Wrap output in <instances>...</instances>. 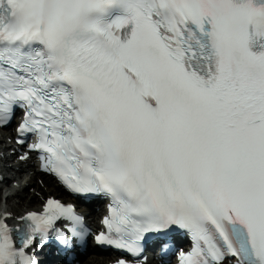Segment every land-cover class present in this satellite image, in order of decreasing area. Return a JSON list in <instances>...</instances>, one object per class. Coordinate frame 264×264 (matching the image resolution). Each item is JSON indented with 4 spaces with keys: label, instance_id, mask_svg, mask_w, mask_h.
Here are the masks:
<instances>
[{
    "label": "snow or ice",
    "instance_id": "6c2138e0",
    "mask_svg": "<svg viewBox=\"0 0 264 264\" xmlns=\"http://www.w3.org/2000/svg\"><path fill=\"white\" fill-rule=\"evenodd\" d=\"M18 110L43 170L109 201L117 264L174 233L179 264H264V0H0V127ZM8 219L0 264L91 235L56 199Z\"/></svg>",
    "mask_w": 264,
    "mask_h": 264
},
{
    "label": "bare ground",
    "instance_id": "6f19581e",
    "mask_svg": "<svg viewBox=\"0 0 264 264\" xmlns=\"http://www.w3.org/2000/svg\"><path fill=\"white\" fill-rule=\"evenodd\" d=\"M12 134L9 132H1L0 134V149L1 151H4V157L6 162L13 161L16 162L17 168L16 171V177L12 176L9 178H4L3 183L5 186L8 187L6 190V193H8V201L7 204L10 205V202L13 201L14 198L19 199V203L16 205H13L11 210H9V207L3 208L0 207V217H3L5 214H16L20 210H24L25 212H28L30 210L35 209V207H38L41 203L45 195H53L54 193L59 195V192L61 191V188L56 184V182L52 178L44 177V183L41 186L36 185V180L33 178L32 180L28 181L25 185L23 184V177L18 176V174L22 171L26 170H32V164L28 161H19L17 160V156L15 157V154L8 155L9 152L16 153L18 148L15 147L12 143ZM4 148V149H3ZM22 181V182H20ZM11 182V184L8 185V183ZM20 182V183H19ZM29 186H34V189L31 193H27V188ZM3 195V189L0 188V198ZM24 214V213H23ZM22 214V215H23ZM21 215V216H22ZM15 220V218L8 219L7 223H12ZM94 248V247H93ZM107 261H105L104 256L102 255H94L86 259L82 262V264H106Z\"/></svg>",
    "mask_w": 264,
    "mask_h": 264
},
{
    "label": "rangeland",
    "instance_id": "374dc122",
    "mask_svg": "<svg viewBox=\"0 0 264 264\" xmlns=\"http://www.w3.org/2000/svg\"><path fill=\"white\" fill-rule=\"evenodd\" d=\"M43 178V177H42ZM20 182H22V181H20ZM19 182V183H20ZM36 185H38V186H41L42 184H41V180H39V179H37L36 180ZM9 184H11V182H9L8 183V185ZM28 190H27V193H31L32 191H33V189H34V186H29L28 188H27ZM34 191H35V189H34ZM6 194V190H3V195H2V200H0V207L2 206L3 208H6V207H9V210H11V208H12V206L13 205H16V204H18L19 203V199H17V198H14L13 199V201L12 202H10V205L9 204H7V201H8V199H7V196L4 198V195ZM54 196L56 195L57 196V194L56 193H54L53 194ZM46 196H48V195H45V197L44 198H46ZM44 198H43V200H44ZM43 200H42V202H43ZM25 210H27L26 208L24 209V210H20L19 212H17L16 214H14L15 216H20V215H22L24 212H25Z\"/></svg>",
    "mask_w": 264,
    "mask_h": 264
}]
</instances>
